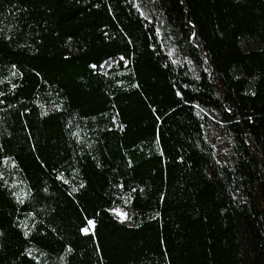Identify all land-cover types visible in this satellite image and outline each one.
Returning <instances> with one entry per match:
<instances>
[{"label": "trees", "instance_id": "16d2710c", "mask_svg": "<svg viewBox=\"0 0 264 264\" xmlns=\"http://www.w3.org/2000/svg\"><path fill=\"white\" fill-rule=\"evenodd\" d=\"M0 264H264V0H0Z\"/></svg>", "mask_w": 264, "mask_h": 264}, {"label": "rangeland", "instance_id": "374dc122", "mask_svg": "<svg viewBox=\"0 0 264 264\" xmlns=\"http://www.w3.org/2000/svg\"><path fill=\"white\" fill-rule=\"evenodd\" d=\"M165 46L166 53L174 64L187 67L195 76L198 74L192 61L182 55L169 40ZM113 64V61H107L104 64L103 71L106 72ZM197 109L203 120L205 137L213 149L214 157L222 165H232L236 159V139L229 130L222 115L214 109H207L201 106H197ZM112 211L115 215L123 219L127 215V211L119 207L114 208Z\"/></svg>", "mask_w": 264, "mask_h": 264}, {"label": "water", "instance_id": "95a60500", "mask_svg": "<svg viewBox=\"0 0 264 264\" xmlns=\"http://www.w3.org/2000/svg\"><path fill=\"white\" fill-rule=\"evenodd\" d=\"M127 218V215L125 216V219Z\"/></svg>", "mask_w": 264, "mask_h": 264}]
</instances>
